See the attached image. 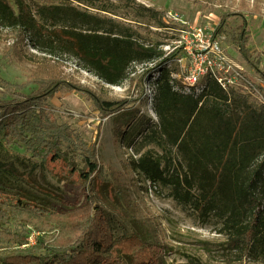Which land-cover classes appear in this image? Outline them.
Returning <instances> with one entry per match:
<instances>
[{
  "label": "trees",
  "instance_id": "trees-1",
  "mask_svg": "<svg viewBox=\"0 0 264 264\" xmlns=\"http://www.w3.org/2000/svg\"><path fill=\"white\" fill-rule=\"evenodd\" d=\"M36 6L33 13L26 0H0V28L12 30L21 42L29 39L51 57L25 85L0 77V141L41 165L65 162L69 180L86 187L88 197L84 204L62 211L33 199L21 187L32 184L34 169L20 173L13 163L0 161V264H166L165 246L149 238L150 230L116 233V218L139 221V207L120 181L112 184L107 177L119 179L121 173L103 166L96 142L59 122L52 104L58 93H85L104 118H114V133L124 138L138 117L135 101L102 98L67 81L58 65L65 55L106 84L120 86L133 75L140 95L143 83L153 86L158 123L143 141L175 150L179 166L171 171L172 164L162 167L161 159L146 152L133 162L135 171L169 188L180 205L219 220L234 256L263 261L264 104L253 103L246 94L228 93L209 79L199 93L174 90L179 82H172L171 75L179 70L164 65L169 60L160 49L164 43L141 42L131 27L68 0H37ZM246 24L231 35L264 83V54L248 50ZM228 28L225 15L214 35L228 34ZM152 62L160 68L135 74L133 66ZM29 85L34 88L25 94ZM30 228L39 233L35 245L29 242Z\"/></svg>",
  "mask_w": 264,
  "mask_h": 264
},
{
  "label": "rangeland",
  "instance_id": "rangeland-1",
  "mask_svg": "<svg viewBox=\"0 0 264 264\" xmlns=\"http://www.w3.org/2000/svg\"><path fill=\"white\" fill-rule=\"evenodd\" d=\"M26 1L31 5L33 13H36L37 0ZM68 1L88 9L90 13L109 17L117 25L131 27L141 35V42L164 43V52L175 46L178 37L182 38V31L189 28L215 31L220 26L222 17L227 15L228 34L220 35L222 42L231 56L247 69L253 80L261 83L255 71L238 52V45L231 33L247 23L248 50L254 55L264 54V0H86L81 4L79 0ZM146 9H152L154 13ZM50 58L35 49L29 39L21 42L12 30L0 28V77L13 84L25 85L34 71ZM58 60L59 68L67 81L88 87L102 98L133 100V107L139 111L137 120L126 137L118 138L114 133V118H104L85 93H58L52 100L59 122L70 124L89 143L96 142L103 166L121 173L119 179L107 177L112 184L120 181L139 207V221L126 223L120 216L116 218L117 234L150 230L149 238H158L165 246L166 264H264V260L252 262L234 256L229 252L227 237L220 231L222 223L219 220L203 218L189 207L180 205L171 197L169 188L153 184L135 171L133 162L146 152H150L157 160L161 159L162 167L172 164L171 171L174 166H179L175 150L168 151L167 148L163 149L153 143L145 144L143 141V136L150 133L158 123V116L154 111L155 92L150 83H143V94L140 95L141 89L133 75L120 86H113L82 69L69 55ZM150 64L135 65L133 70L139 76L147 69L160 68L156 62H152L153 67ZM262 67L264 68V63ZM171 69L173 71L175 66ZM157 73L153 72L155 76ZM180 83L183 84L181 80ZM33 88L32 85L27 86L24 93L29 94ZM261 94L264 97V88H261ZM250 99L255 104H262L258 98L250 96ZM0 161L13 163L20 173H29L34 169L32 184L21 187L33 199L46 201L62 211L84 204L88 197L86 187L69 180L67 164L63 161L41 165L22 149L10 147L2 140ZM109 211L114 214L113 210ZM30 229L32 233L29 242L30 245H35L39 233ZM2 250L4 249L0 245V251Z\"/></svg>",
  "mask_w": 264,
  "mask_h": 264
},
{
  "label": "built area",
  "instance_id": "built-area-1",
  "mask_svg": "<svg viewBox=\"0 0 264 264\" xmlns=\"http://www.w3.org/2000/svg\"><path fill=\"white\" fill-rule=\"evenodd\" d=\"M164 58H169L164 63L165 66H175L179 70L177 75H171L172 82H179V85H174V90L184 93L195 90L199 93L200 86L209 79L216 81L228 93L234 91L246 94L258 98L264 104L261 94L264 83L253 80L247 69L231 56L222 38L214 35V31L209 32L202 28L182 31V38L175 40V46L166 50ZM150 66L153 67V64Z\"/></svg>",
  "mask_w": 264,
  "mask_h": 264
}]
</instances>
